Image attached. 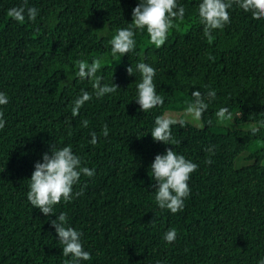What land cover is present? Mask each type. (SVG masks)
<instances>
[{
  "label": "trees",
  "instance_id": "trees-1",
  "mask_svg": "<svg viewBox=\"0 0 264 264\" xmlns=\"http://www.w3.org/2000/svg\"><path fill=\"white\" fill-rule=\"evenodd\" d=\"M200 2L177 0L185 8L184 21L161 47L148 43L146 30L137 31L135 51L113 57L109 41L132 22L140 0H27L38 15L22 23L7 13L24 0H0V92L9 100L0 106L6 121L0 129V264L70 259L62 255L51 225L61 212L83 233V248L92 258L82 264H259L264 259V19L234 5L231 22L209 41L198 20ZM100 56L102 84L119 88L96 98L91 82L75 78V72L78 60L91 63ZM139 62L156 69L154 84L164 98L163 106L147 112L136 102ZM81 90L92 99L72 117L70 105ZM197 90L216 92L201 117L204 128L177 123L171 132L178 144L155 142L156 117L185 111ZM221 107L238 125L253 124L259 132L219 130L215 113ZM85 119L87 128L81 124ZM92 132L96 145L90 143ZM52 145H70L95 175L82 174L74 192L83 189V195L67 203L62 199L57 216H45L27 192L34 165ZM210 146L213 151H206ZM252 146L251 164L236 168V159ZM167 148L198 165L188 181L190 195L176 214L155 203L149 175L155 156ZM172 228L178 235L168 243L163 235Z\"/></svg>",
  "mask_w": 264,
  "mask_h": 264
},
{
  "label": "clouds",
  "instance_id": "clouds-1",
  "mask_svg": "<svg viewBox=\"0 0 264 264\" xmlns=\"http://www.w3.org/2000/svg\"><path fill=\"white\" fill-rule=\"evenodd\" d=\"M237 6L245 12L251 14L255 20L264 19V0H201L198 5V20L203 25V35L209 41L213 39V32L223 30L229 24L230 12L233 6ZM8 16L17 22H24L27 18L35 21L38 10L35 7H28L27 0H24L22 6L13 7L8 10ZM185 8L177 3V0H140V3L133 9L132 22L128 27L119 28L113 35L109 44L111 45V55L123 56L126 53L136 49V33L148 34V43L155 47H161L168 38V33L173 28H179L180 23L184 21ZM209 59L214 57L209 56ZM104 57H96L91 63L86 60L77 61V71L75 78L80 80H89L96 98H102L106 94L115 93L119 88L113 84L109 86L102 84L103 77L97 75L104 65ZM129 76L134 75V68L130 66L126 69ZM135 72L140 74V80L136 85V102L140 105V110L147 112L155 107L163 106L164 98L157 93L154 77L156 69L147 63L139 62L135 65ZM209 87L210 86H206ZM192 100L186 101L187 114L194 119L199 120L203 113L207 111L209 103L216 97L214 90L202 93L197 90L191 93ZM92 99V94L81 90L80 95L70 105L72 117L80 114L81 108L86 102ZM9 103L7 94L0 92V106ZM219 122L231 120L232 115L228 108L221 107L215 113ZM4 113L0 111V129L5 127ZM179 123L184 127L185 120L179 121L168 118L166 115L157 116L155 125L151 130V135L155 142H163L166 145H176L179 143L171 132V126ZM211 124V120L208 121ZM81 124L87 128L88 120H82ZM264 126V120L260 121ZM259 127H252V135L259 132ZM104 137L109 135V130L105 124L102 132ZM90 143L96 145L98 142L97 134L91 133ZM212 152L210 146L206 149ZM43 162H36L34 171L29 179V191L27 200L34 208L40 209L45 215L55 214V206L63 202L67 203L76 197L83 195V189L74 192V186L80 183L81 175L93 177L95 169H89L82 166V159L76 155L72 147H57L52 145L50 151L43 154ZM206 163L211 164L209 158ZM198 168L196 163L186 159L183 155H178L173 148H167L165 154H158L150 165L149 175L154 180L155 203L161 210H169L176 214L183 210L184 201L190 195L188 181L190 174ZM57 216V215H56ZM155 223V218L151 222ZM51 225L59 238V244L62 246V255L66 258L64 264H82L83 261L91 260V253L84 250L81 237L82 232L76 230L68 224V215L61 212L57 219L51 221ZM177 230L169 229L164 235L163 240L172 243L177 238ZM264 264V259L259 261Z\"/></svg>",
  "mask_w": 264,
  "mask_h": 264
},
{
  "label": "rangeland",
  "instance_id": "rangeland-1",
  "mask_svg": "<svg viewBox=\"0 0 264 264\" xmlns=\"http://www.w3.org/2000/svg\"><path fill=\"white\" fill-rule=\"evenodd\" d=\"M165 115L168 118L174 119V120H181L184 119L185 122L190 123L191 125H193L196 128H204L203 122L201 120V118L199 120L194 119L191 115L187 114L186 110L185 111H167L165 113ZM217 127L219 130H222L224 128H230V129H239V128H244L246 130H249L250 128L254 127L253 124H246V125H238L235 120H234V115H232V119L231 120H226L224 122H218ZM258 147V146H257ZM255 149L254 146H252L251 148H249L244 154H242L241 156H239L236 161H235V167L236 168H241L244 166H247L249 164H251V162H249L247 160V155H249L251 152H253ZM262 165L264 166V160L262 161Z\"/></svg>",
  "mask_w": 264,
  "mask_h": 264
},
{
  "label": "bare ground",
  "instance_id": "bare-ground-1",
  "mask_svg": "<svg viewBox=\"0 0 264 264\" xmlns=\"http://www.w3.org/2000/svg\"><path fill=\"white\" fill-rule=\"evenodd\" d=\"M191 21V20H190Z\"/></svg>",
  "mask_w": 264,
  "mask_h": 264
}]
</instances>
